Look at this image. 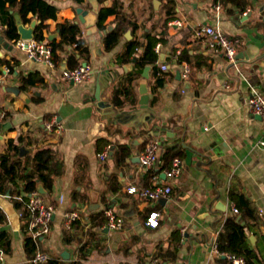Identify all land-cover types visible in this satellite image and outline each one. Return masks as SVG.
<instances>
[{"label": "crops", "instance_id": "obj_1", "mask_svg": "<svg viewBox=\"0 0 264 264\" xmlns=\"http://www.w3.org/2000/svg\"><path fill=\"white\" fill-rule=\"evenodd\" d=\"M47 1L59 11L57 20L46 22L48 39L57 33L55 39L59 40L58 22L71 19L79 24L90 49L86 59L75 47L67 46L62 53L65 59L57 65L69 68L66 57L74 52L81 64L87 62L93 68L94 75L84 83L68 82L60 71L32 61L0 30L1 56L19 63L14 73L6 74V65L0 66V114L11 112V118L0 119V123L11 121L13 125L0 139V152L7 148L8 139L22 137L19 158L23 160L38 148L49 146L60 171L52 189L42 184L38 187L58 209L52 230L39 240L37 252H47L50 259L61 264H149L153 258L162 264L161 257L167 259L165 264H227V259L214 251L213 243L226 217L239 214L233 212L237 207L236 199L230 197L233 190L234 198L244 196L259 212V221L243 224L247 225L250 248L259 252L264 264V150L259 145L264 119L253 114L247 103L253 88L264 95V16L258 7L264 0H246L245 11L232 2H223L219 15L213 6L217 0H172L176 13L167 24L168 30L163 24L169 0H120L123 6L102 24L98 23V0ZM114 1L108 0L107 6ZM78 8L97 13L92 29L80 21ZM87 17L88 24L94 22L92 15ZM120 18L126 21L120 25L124 33L116 47L107 50L104 39ZM174 20L183 25L171 26ZM204 25L217 26L229 37L240 38V51L247 52L251 46L250 54L255 57L238 60V67L229 64L196 35ZM165 31L164 40L157 43L161 47L156 49L158 60L146 66L150 67L147 85L152 90L144 108L139 92L143 73L130 76L143 45L136 47L133 60L119 63L118 59L130 53L132 41H146L147 33L160 36ZM182 63L191 67L188 79L182 77ZM162 64L169 70H163ZM35 72L43 75V81L26 91L18 89L21 73ZM130 84L135 86L131 95L124 90ZM117 87L125 101L123 106L112 105ZM54 120L64 126L60 132L46 127ZM99 139L108 140L103 151L110 148L104 162L99 159ZM151 142H158L162 150L183 143L194 151L192 164H186V154L181 174L174 180L164 178L171 165L161 169L159 158L154 167L146 168L137 159ZM120 145L129 153L118 164L115 158ZM156 183L172 185L167 202L128 192L132 186L153 187ZM113 184L119 187L117 191L112 190ZM19 185L21 192L25 185L21 181ZM74 192L79 193L77 202L72 199ZM17 199L0 193V208L6 214L0 230L7 231L11 238L10 251L0 249V263L34 264L31 258L35 254L28 252L25 242L29 226L25 228L26 219L22 207L15 204ZM107 208L124 218V226L111 231L103 228L106 221L97 229L96 238L86 236L91 243L80 252L84 241H77L74 223L71 230L66 228L65 214L82 210L78 220L84 232L92 226L90 214ZM153 213L158 214L157 227L148 224ZM238 218L242 220L241 215ZM183 229L185 235L174 260L167 253L174 248L171 236L179 231L181 237ZM160 250L164 255L159 257Z\"/></svg>", "mask_w": 264, "mask_h": 264}, {"label": "trees", "instance_id": "obj_2", "mask_svg": "<svg viewBox=\"0 0 264 264\" xmlns=\"http://www.w3.org/2000/svg\"><path fill=\"white\" fill-rule=\"evenodd\" d=\"M82 1V0H79ZM223 2H232L235 6L240 7L242 10L248 9L246 0H222ZM99 7V17L98 23L102 24L105 19L118 12V8L123 6L120 0H115L111 6H107L108 0H98ZM167 19L165 20L163 26L168 30V22L173 19L176 13V8L174 1L169 0L166 6ZM58 9L53 4L49 3L47 0H0V23L3 24V32L9 40L20 41L21 34L18 31L17 18L15 14H18L22 23L30 25L34 19L38 20L39 23L35 27V37L34 39L47 41L54 51V58L56 64H59L65 59L62 55L64 51H67V46L75 47L76 51H79L82 57L89 59L90 49L87 46L85 39L83 38V31L81 30L79 24L75 20L67 19L63 22H58L56 30L59 31V40L55 39L50 41L47 37V31L49 30V25L46 23L47 20H57L58 19ZM32 14V16H30ZM114 30L108 32L104 39V48L107 50H113L119 38L123 35L124 29L120 26L126 21L124 18H120ZM160 36L158 33H147L145 35L146 41L139 42L137 40L132 41L130 44L131 51L126 57H119L118 62H127L133 60V55H135L136 47L143 45V51L135 62L136 69L130 74L134 76L136 74L141 75L145 70L146 66L154 65L158 60V53L156 52L155 45L164 40V36L167 32H162ZM19 63L14 61L12 63L6 57H0V66L6 65L11 73L16 71V66ZM66 64L69 68L74 69L81 64V58H77L74 52L70 53L66 57ZM1 73V70H0ZM44 77L41 73L35 72L28 75L22 74L19 77V87L20 90H28V87H33L40 81H43ZM163 79L162 77L158 79L159 83ZM133 83V82H132ZM125 93L129 95L135 92V86L130 84L124 88ZM121 89L117 87L112 94V105L113 106H123L125 104L124 99L120 96ZM11 118V112L8 110L4 111L3 120ZM24 138H19L18 140L10 138L7 141L6 149L4 152H0V193H9L13 197L20 196L19 182H23L27 191L32 192L38 189L39 185H44L48 189H52L54 186L55 179L57 175L60 174L58 165L54 164V151L49 146H43L38 148L33 154L27 157L19 158L20 147L19 143L22 142ZM108 143V140L99 139L97 141V148L99 153L103 151L104 147ZM190 149V148H188ZM186 146L183 143H176L172 147H166L162 150L160 161L163 162L162 168L165 169L172 165V161L177 158H184L187 154ZM129 151L124 145H120L119 152L116 153V163L120 164L124 160ZM30 168V169H29ZM112 190L117 191L119 187L116 184L112 185ZM111 190V189H110ZM79 193L74 192L72 194V199L77 202ZM230 197L236 199V205L239 209V214L228 215L224 222L223 228L219 231L217 236L218 249L221 252L229 253L235 256H242L245 258L247 264H262L259 252L252 250L248 243V237L246 235L247 225L246 224L259 221V212L252 203L246 199L244 196L239 195L238 198L233 197V190L230 192ZM27 197L24 196L21 200H16L15 204L20 205L23 209V218L26 219L25 228L29 226V211L27 209ZM109 205L107 204V207ZM238 215H241L242 220H239ZM90 220L92 226L87 230L82 232L83 226L80 220L74 221V228L77 237V241L83 244L79 251H83L85 247L90 245L91 241L86 238L88 235L90 238L97 237V229L106 223L105 209L97 212H92L90 214ZM6 221V214L0 208V225L4 224ZM82 226V227H81ZM24 228V229H25ZM67 236L70 235L69 232L66 233ZM171 239L174 243V248L170 253L172 259H177L178 247L182 243L179 231H174ZM11 238L10 234L6 231L0 230V249L5 253L10 251L11 248ZM26 247L31 255L36 254L38 248L39 240H34L31 235H27ZM160 255L164 253L159 252ZM162 264L167 262V259L162 258ZM45 264H61L55 259H49Z\"/></svg>", "mask_w": 264, "mask_h": 264}, {"label": "built area", "instance_id": "obj_3", "mask_svg": "<svg viewBox=\"0 0 264 264\" xmlns=\"http://www.w3.org/2000/svg\"><path fill=\"white\" fill-rule=\"evenodd\" d=\"M214 8L216 9L218 15L223 10V1L217 0L213 4ZM171 26H182L183 22L179 20H174L170 23ZM3 29V24L0 23V30ZM196 35L199 38L204 39L207 46H209L211 52L215 54H222L229 64L235 65L238 67V58L237 55L240 51V38L238 37H229L226 35L219 27L217 26H208L204 25L201 26ZM17 46L19 49L25 50L28 53V57L37 63H43L47 67L52 70L60 71L61 76L64 80L79 84L89 81L93 75L94 71L88 64H79L78 67L71 69V68H60L54 58V51L52 50L51 45L44 40H23L17 42ZM157 50H160V44L156 46ZM162 69L165 71L169 70V67L166 64H162ZM182 77L184 79H188L191 67L186 64L182 63ZM4 70L7 73H11V70L5 66ZM228 87V86H227ZM152 90V87L149 86V92ZM185 90H183L184 92ZM248 105L253 114L259 115L264 119V95L259 93L256 89L253 88V94L248 99ZM4 113L0 114V119H3ZM46 127L50 131H61L64 126L58 123L57 121H52L46 124ZM259 145L264 150V127L262 131V135L259 139ZM161 148V145L158 142H151L143 151L139 154V162L142 166L146 168L154 167L159 160L158 151ZM110 148L100 152L99 159L104 162L109 156ZM185 166V162L183 158L177 157L172 161V165L169 169L165 171V178L168 180H174L179 176ZM129 193L136 194L143 198L158 201L159 199L166 198L168 199L173 192L172 185H163L161 183H156L153 187H144V188H136L134 186L128 189ZM24 196L27 197V209L29 211V231L30 235L34 240H41L44 239L52 230V220L57 212V205L54 203L48 202L44 197V192L42 193L40 189L35 191L29 192L26 190L25 186L22 187L20 196L17 197L19 200ZM64 196L62 195L59 198V203L63 204ZM233 212L236 214L239 212L238 207L233 208ZM23 214V213H22ZM21 214V215H22ZM82 210H73L65 214V225L68 230L72 229L74 221L81 218ZM106 216V225L103 228L111 230V231H119L124 226V218L121 215H118L114 209L107 208L105 210ZM158 216L157 213H153L149 217L148 224L152 227L158 226V220L156 219ZM184 229L182 230L181 238H184ZM217 236L218 233L215 235V240L213 243V248L216 253L222 255L227 259V264H247L246 260L242 256H235L229 253L221 252L218 249L217 245ZM50 259V255L47 252L38 251L32 258L31 261L34 264H45ZM0 264H6L4 262ZM149 264H161L158 258H153V260Z\"/></svg>", "mask_w": 264, "mask_h": 264}, {"label": "water", "instance_id": "obj_4", "mask_svg": "<svg viewBox=\"0 0 264 264\" xmlns=\"http://www.w3.org/2000/svg\"><path fill=\"white\" fill-rule=\"evenodd\" d=\"M259 9L261 11V14L264 16V2L262 4H260ZM77 11L79 12L80 16L79 19L80 21L85 24L86 28L88 29H92L95 26V23L97 21V13L94 14H89L88 11L83 10L82 8H78ZM88 15H92L94 22L92 23H87V16ZM39 23L38 20L34 19L32 21V23L25 27L24 24L22 23L21 19L17 20V25H18V31L21 34V39L23 40H32L35 37V27L37 26V24ZM58 36L57 33L55 34H51L49 36V40H54L56 37ZM250 50H251V46L249 47L247 52L244 51H240L237 55L238 60H251L255 57V55L250 54ZM2 55V52H0V57ZM83 64H87V62H84ZM150 70V67H146L144 72H143V77L145 78L144 80L140 81L139 83V92L141 94V99H140V104L144 107L147 108L148 107V102H149V98H150V94H149V86L147 85V80L149 78L148 72ZM261 118V116H260ZM13 125L11 121H3V123H0V139H3V133H5L6 131L12 129ZM162 153V148L159 149L158 151V155L159 157L161 156ZM194 151H192V149H188L187 150V156L185 159V162L187 165H191L192 164V157H193ZM139 160V157L137 158ZM163 177L165 178V174H163ZM42 193L44 191L40 190ZM160 201L162 202H167L166 198H162ZM221 203H219L220 205ZM222 209H224V207H221ZM240 218V217H239ZM1 252V251H0Z\"/></svg>", "mask_w": 264, "mask_h": 264}]
</instances>
